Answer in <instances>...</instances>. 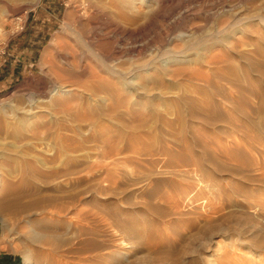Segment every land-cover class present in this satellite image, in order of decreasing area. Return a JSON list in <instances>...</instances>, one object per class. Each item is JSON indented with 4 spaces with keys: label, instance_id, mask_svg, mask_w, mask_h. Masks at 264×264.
Listing matches in <instances>:
<instances>
[{
    "label": "rangeland",
    "instance_id": "1",
    "mask_svg": "<svg viewBox=\"0 0 264 264\" xmlns=\"http://www.w3.org/2000/svg\"><path fill=\"white\" fill-rule=\"evenodd\" d=\"M39 2L0 0L8 49ZM53 9L0 87V189L34 216L0 215V264H264V0Z\"/></svg>",
    "mask_w": 264,
    "mask_h": 264
},
{
    "label": "crops",
    "instance_id": "2",
    "mask_svg": "<svg viewBox=\"0 0 264 264\" xmlns=\"http://www.w3.org/2000/svg\"><path fill=\"white\" fill-rule=\"evenodd\" d=\"M53 2L54 0H40L35 9L36 13L31 16L28 24V18L25 20V33L20 38H17L15 44L9 45V57H7L6 62L0 67V87H3L6 82L12 80V76L18 72L21 63H24L25 66L27 64L33 65L30 58L31 54L35 50H38L41 39L45 38L44 28H47L49 31L52 27L51 24L55 22L57 17L54 9L52 11L46 10L47 8H51ZM23 32L19 33V36ZM11 56H14V59L10 62Z\"/></svg>",
    "mask_w": 264,
    "mask_h": 264
},
{
    "label": "bare ground",
    "instance_id": "3",
    "mask_svg": "<svg viewBox=\"0 0 264 264\" xmlns=\"http://www.w3.org/2000/svg\"><path fill=\"white\" fill-rule=\"evenodd\" d=\"M62 45H63V43H62ZM70 46H67L66 51L70 50ZM44 52H45V55H49V53H50V51L48 49H46ZM60 54H62V53L60 52ZM45 59H46V57H45ZM45 62H47V61H45ZM57 63L56 62L54 63L57 66V70H61V71L66 73L67 70H65L63 67H61V65L59 66ZM56 72H58V71H56ZM61 74H62V72H61ZM60 81H61V79H60ZM54 82L56 83V81H54ZM65 87H66V85H63V84L61 85L59 83V84H54L53 89H55V88L60 89L61 91L68 92V93L74 89V87H72V86L71 87L69 86L70 88H65ZM11 191H12V189L10 188V186H6V185H3L0 189V215H1V219H2L3 224L5 223L4 220L6 219V217L9 219H12L13 222H15V224L18 227V229H17V230H19L18 233L21 232L23 234L24 228H25V226L23 225V222L29 221L34 216H33V214L29 213L28 210H27L28 211V213H27V211H26L27 207L24 206V204L22 203L20 198H18V196H15L13 198L9 197ZM21 233H20V235H22ZM26 264H30L29 259H27Z\"/></svg>",
    "mask_w": 264,
    "mask_h": 264
},
{
    "label": "built area",
    "instance_id": "4",
    "mask_svg": "<svg viewBox=\"0 0 264 264\" xmlns=\"http://www.w3.org/2000/svg\"><path fill=\"white\" fill-rule=\"evenodd\" d=\"M16 25L12 35L18 34L25 29V21L22 18H16ZM7 56H9L8 45L0 39V67L6 62Z\"/></svg>",
    "mask_w": 264,
    "mask_h": 264
}]
</instances>
